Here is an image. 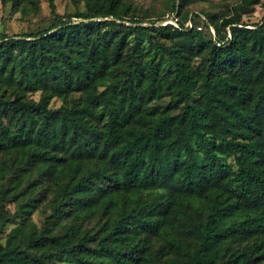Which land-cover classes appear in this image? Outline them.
<instances>
[{"label": "trees", "instance_id": "obj_1", "mask_svg": "<svg viewBox=\"0 0 264 264\" xmlns=\"http://www.w3.org/2000/svg\"><path fill=\"white\" fill-rule=\"evenodd\" d=\"M177 1L181 29L119 0L65 19L47 0L49 27L0 35V226L19 221L0 264H264V19L240 23L259 0L206 13L214 38L198 44L181 11L195 0ZM46 181L51 213L24 232ZM98 212L82 234L63 223Z\"/></svg>", "mask_w": 264, "mask_h": 264}, {"label": "rangeland", "instance_id": "obj_2", "mask_svg": "<svg viewBox=\"0 0 264 264\" xmlns=\"http://www.w3.org/2000/svg\"><path fill=\"white\" fill-rule=\"evenodd\" d=\"M87 0H55V12L65 18L70 16L75 11L83 10L84 3ZM119 8L129 7L131 9L130 15L140 17L142 19L141 25L154 26L152 19H155L160 14H168L172 11L171 4L173 0H119ZM176 4L178 3L175 0ZM241 0H195L194 2L186 5L181 11H186L193 21L194 31L200 32V37L194 39L193 43L198 44L200 42H206L208 39H212V34L209 31V26L205 25V16L207 14H222L228 12L233 6L239 4ZM12 0H0V35L5 34L8 36L20 35L25 32H36L49 27L54 22V16L51 14L48 7L47 0H22L21 4L13 8ZM207 13V14H206ZM195 16H192V15ZM75 19V18H71ZM149 19V20H148ZM264 19V0H259L258 3L253 4L249 9L241 13L240 23H244L247 28H254L255 23H262ZM147 20V21H146ZM129 24L128 22H126ZM156 25H159L156 22ZM241 26V24H237ZM197 26H202L198 29ZM212 27V26H211ZM228 30V27H226ZM141 50L148 47V42L143 36ZM154 39L160 40L165 45H173V40L161 39L160 34L156 33ZM153 39V40H154ZM176 43V42H175ZM39 93H32L30 96L34 99L38 98ZM69 96L67 97V99ZM63 103V98L55 96L51 99L50 106L53 108L59 107ZM10 154L0 155L2 160H5ZM228 162L232 163L231 159ZM5 169L4 183L10 179L13 168L6 161L3 165ZM33 176V175H32ZM31 175H24L23 180L28 177L32 179ZM48 181L44 182L42 186H38L36 189L37 206L36 209L29 215V219L23 226V231L26 232L29 227H34L36 230L41 229L45 223L46 217L51 213L48 200L55 191L56 185L51 183L48 185ZM23 183L20 185L22 186ZM21 196L15 200L9 198L4 203L5 214H12L17 204L19 203ZM98 212L96 215H87L83 218L70 222L64 221L67 226H72V231L76 234H82L84 231L95 229L100 219H104ZM19 224L17 219H11L4 225L0 226V241L4 243L9 231ZM62 231L61 233H64ZM158 242H154L153 248L155 249ZM57 264H75L68 255L58 256L52 254L50 256Z\"/></svg>", "mask_w": 264, "mask_h": 264}, {"label": "built area", "instance_id": "obj_3", "mask_svg": "<svg viewBox=\"0 0 264 264\" xmlns=\"http://www.w3.org/2000/svg\"><path fill=\"white\" fill-rule=\"evenodd\" d=\"M158 24L159 25H171L173 28L175 29H181V26H180V23H179V18L176 14L175 11H171L169 12L168 14H166L162 20L158 21ZM184 27L190 29V28H193L194 25H193V21L191 19V17H189L187 19V21L185 22L184 24ZM198 29H201L202 26H197ZM209 31L210 33L212 34V37L214 38V29L209 26ZM227 37H229V32L227 30Z\"/></svg>", "mask_w": 264, "mask_h": 264}]
</instances>
